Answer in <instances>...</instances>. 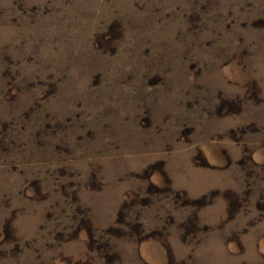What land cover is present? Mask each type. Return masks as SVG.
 <instances>
[{"label": "rangeland", "instance_id": "1", "mask_svg": "<svg viewBox=\"0 0 264 264\" xmlns=\"http://www.w3.org/2000/svg\"><path fill=\"white\" fill-rule=\"evenodd\" d=\"M0 264H264V0H0Z\"/></svg>", "mask_w": 264, "mask_h": 264}]
</instances>
